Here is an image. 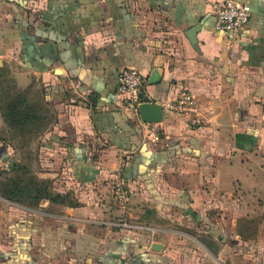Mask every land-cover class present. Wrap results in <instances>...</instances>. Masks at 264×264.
Returning <instances> with one entry per match:
<instances>
[{"label": "crops", "instance_id": "0c3cea01", "mask_svg": "<svg viewBox=\"0 0 264 264\" xmlns=\"http://www.w3.org/2000/svg\"><path fill=\"white\" fill-rule=\"evenodd\" d=\"M219 1L0 0V174L19 161L2 106L24 93L47 114L39 178L57 184L67 172L92 189L123 180L130 220L157 230L151 222L172 209L177 219L231 218L229 243L240 244L241 223L264 224V0H238L250 18L232 42L215 28ZM193 26L195 45L185 34ZM126 66L162 106L188 89L207 121L163 109L160 122H143L117 90ZM77 199L46 212L0 196V264H186L161 239L85 221L98 203Z\"/></svg>", "mask_w": 264, "mask_h": 264}, {"label": "rangeland", "instance_id": "374dc122", "mask_svg": "<svg viewBox=\"0 0 264 264\" xmlns=\"http://www.w3.org/2000/svg\"><path fill=\"white\" fill-rule=\"evenodd\" d=\"M32 102L35 103V101ZM37 111L42 118L47 117L44 110L38 109ZM40 121L36 120L24 128H20L21 130L10 128L7 132L9 140L16 148L19 161L16 170L9 174H2L3 177L7 178L14 174V176L29 178L35 175L33 171L37 167L39 159L41 140L39 136L42 134L41 130L44 127ZM60 175L62 179L57 183L60 185L59 183L62 181L63 185L62 187L59 186L60 188L57 184L52 183L50 178V180L48 179L47 187L51 192L50 194L61 193L65 195L66 203H77L73 207L79 206L78 194L93 195L96 198L98 206L95 207L97 211L94 213L84 212L85 221H97L113 229L121 228L120 230L123 232L139 235L147 240L161 239L166 243L168 251L175 258L184 260L186 264H264V226L262 227V232L259 231L258 235H256L258 228H261L258 223L260 226L264 225L260 219L256 220L257 222H251V224L248 221L241 223L240 230L244 231L239 239L241 243H236L233 246L229 242L231 241V236L237 232H235L231 218L222 219L221 221L214 219L213 221H206L199 218L192 220L189 217L181 216L177 219L178 216L174 215L176 210L172 209L170 213L171 219L151 222V224L159 226L156 230L153 228L154 226L146 224L147 222L133 221L130 220L131 217L127 216V213L132 212L134 208L133 205H131L132 207L129 205L131 195L126 184L118 186V182H112L106 187L92 189L89 184L75 183L72 175L67 172H61ZM2 176L0 174V177ZM108 178L111 181L116 180L115 177L114 179ZM116 178L120 180L119 177ZM106 180L104 179L103 184ZM93 190L95 193H92ZM15 198L22 199L21 201L25 203L24 206L31 208L32 211L60 212L61 208L69 206L60 201H51L49 199H42L34 204L33 200L26 198V196H17ZM45 201H47V204H44ZM125 223L130 226L124 225ZM248 228H253L252 233L256 236L248 237V232L251 231ZM218 233L222 234L223 238L227 240L225 241L226 244H223V249L217 238ZM213 248L217 249L218 253L213 252Z\"/></svg>", "mask_w": 264, "mask_h": 264}, {"label": "built area", "instance_id": "2783aa9c", "mask_svg": "<svg viewBox=\"0 0 264 264\" xmlns=\"http://www.w3.org/2000/svg\"><path fill=\"white\" fill-rule=\"evenodd\" d=\"M215 14V28L227 33L230 41L239 37L250 18L248 2L238 0H221L212 5ZM145 75L135 67L126 66L118 74L117 90L125 96L126 107L138 115L137 106L141 102L151 101L144 90ZM167 112L184 115L190 125L201 126L207 121L196 96L188 89L179 91L176 96L163 104ZM124 184L120 180L117 185ZM130 226L128 224H124Z\"/></svg>", "mask_w": 264, "mask_h": 264}, {"label": "trees", "instance_id": "16d2710c", "mask_svg": "<svg viewBox=\"0 0 264 264\" xmlns=\"http://www.w3.org/2000/svg\"><path fill=\"white\" fill-rule=\"evenodd\" d=\"M38 105L28 102V98L24 93H15L14 95L9 96V99L2 106V117L3 121L7 124L9 128L21 130L26 125L31 124L36 120H41L43 124V118L38 113ZM41 110V109H40ZM43 129L46 127L43 124ZM42 129V130H43ZM41 130V131H42ZM18 162H14L13 166H9L2 174H9L16 170ZM25 168V167H24ZM1 174V176H2ZM48 179H40L37 176L33 175L29 178H23V176H17L14 174L9 177H0V196L13 200L15 202L23 203L20 198H15L17 196H26V198H31L35 204L39 200L49 199L51 201H60L69 206H74L76 202H65L66 196L61 193H56L54 195L50 194L47 184ZM28 204V203H27ZM219 241L223 238V235L218 233L217 235ZM224 239V238H223ZM213 252L218 250L213 248Z\"/></svg>", "mask_w": 264, "mask_h": 264}, {"label": "water", "instance_id": "95a60500", "mask_svg": "<svg viewBox=\"0 0 264 264\" xmlns=\"http://www.w3.org/2000/svg\"><path fill=\"white\" fill-rule=\"evenodd\" d=\"M199 31V26L191 27L185 34L188 37L190 43L195 45V34ZM264 72V68H263ZM137 111L140 119L146 123L160 122L164 117L163 106L155 101L141 102L137 106ZM152 250L158 251L163 248V244L160 242H152L150 244Z\"/></svg>", "mask_w": 264, "mask_h": 264}]
</instances>
